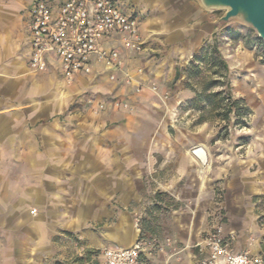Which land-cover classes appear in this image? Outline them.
I'll return each instance as SVG.
<instances>
[{"label": "crops", "instance_id": "1", "mask_svg": "<svg viewBox=\"0 0 264 264\" xmlns=\"http://www.w3.org/2000/svg\"><path fill=\"white\" fill-rule=\"evenodd\" d=\"M36 2L0 3V264H91L104 248L132 247L158 191L183 207L164 218L171 240L152 264H200L211 235L208 181L216 179L228 194L229 249L264 257L252 200L264 194V108L251 120L253 151L222 155L204 177H193L202 167L171 138L162 110L192 99L177 66L211 40L216 20L196 0H114L137 20L143 50L126 48L123 35L107 36L102 48L117 51L121 64L94 57L92 72L68 83L53 57L46 72L30 70Z\"/></svg>", "mask_w": 264, "mask_h": 264}, {"label": "rangeland", "instance_id": "2", "mask_svg": "<svg viewBox=\"0 0 264 264\" xmlns=\"http://www.w3.org/2000/svg\"><path fill=\"white\" fill-rule=\"evenodd\" d=\"M34 1L38 0H0V3L17 4L16 6L20 4V6L26 5L27 7ZM206 12L216 21L224 14V11ZM216 28L217 32L211 37V40L199 46L197 51L193 52L186 60L185 64L177 66V78L182 81L184 88L192 92V99L186 104L178 106V108H162L170 125L169 134L171 138L179 144L183 143L186 152L195 157L202 167L199 171L193 173V177L196 175L204 177V169L209 166L210 168L213 167V170H217L215 166L223 163L222 155L230 158L232 155L245 156L253 151L257 129L256 127L253 128L251 120L253 114H255L254 110L264 108V84L262 81V77H264V41L259 38L254 29L237 21L216 26ZM215 48L228 67L226 79H220V75L214 74L217 71V68L212 65L214 59L212 54ZM215 80L222 81L220 84L208 86L209 83L215 82ZM207 87L210 88L207 90ZM228 87L234 99L244 101L246 107L250 110V115L240 125H235L234 116L228 122L215 118L216 113L212 112L209 115L210 119L199 123L198 120L202 115L200 109L209 106L207 98L215 93L225 92ZM199 94L203 96L201 101L198 97ZM216 100L218 101V99ZM155 116L157 117L156 112ZM198 149H204L208 157L211 155L214 159V165L208 164L209 158L208 162L203 164L194 155V152ZM218 158L221 159L220 163L216 161ZM145 182L148 184L153 183L151 178H148ZM196 182L193 180V183ZM208 182L214 184V187H212L214 197L211 200L212 205L209 211L210 233L220 232L224 238L223 224L226 221L227 209L225 204L228 201V194L224 190L222 180L216 179ZM201 187H203V184L200 182L194 186L193 192L199 191ZM252 200L259 202L257 210H255L258 214L255 222L261 230H264V194L256 196ZM182 204L165 191H158L151 195L146 203L143 215L139 217L137 222L138 228L143 227L144 229L137 242L142 245L139 264H152L155 253L161 251L166 244L170 243L171 238L166 234L164 218L168 217V214L173 210H179L183 207ZM256 242L257 238L252 237L250 243L254 244ZM261 244L264 252V236L261 238ZM111 249L122 248H104L100 255L94 256L96 258L99 256V261H94L91 264H106V252ZM243 254L250 255L251 252L246 250ZM74 261L72 264H82Z\"/></svg>", "mask_w": 264, "mask_h": 264}, {"label": "built area", "instance_id": "3", "mask_svg": "<svg viewBox=\"0 0 264 264\" xmlns=\"http://www.w3.org/2000/svg\"><path fill=\"white\" fill-rule=\"evenodd\" d=\"M31 56L30 70L44 73L54 58L68 83L77 76L92 72V61L121 64L117 51L102 48L103 38L114 33L123 35V44L137 52L144 41L135 18L124 14L114 0H38L30 10L28 24ZM208 257L200 264H264L261 256L235 254L220 232L207 239ZM142 245L111 249L106 264H139Z\"/></svg>", "mask_w": 264, "mask_h": 264}, {"label": "water", "instance_id": "4", "mask_svg": "<svg viewBox=\"0 0 264 264\" xmlns=\"http://www.w3.org/2000/svg\"><path fill=\"white\" fill-rule=\"evenodd\" d=\"M197 2L205 11H224L216 21V26L237 21L254 29L264 41V0H197ZM199 150L201 149L197 151ZM196 152L194 155L202 161Z\"/></svg>", "mask_w": 264, "mask_h": 264}, {"label": "trees", "instance_id": "5", "mask_svg": "<svg viewBox=\"0 0 264 264\" xmlns=\"http://www.w3.org/2000/svg\"><path fill=\"white\" fill-rule=\"evenodd\" d=\"M51 1V0H50ZM217 53V54H215ZM218 51L215 48L212 56V65L214 68H217V71L214 72L215 75H220V79H226L228 74V67L224 62L223 58L218 55ZM217 55V56H216ZM222 80H215V82L209 83L208 86H213L220 84ZM207 87V90L210 88ZM196 96V95H195ZM199 100L203 99V96L199 94ZM218 99V101L216 100ZM208 105L206 108H201L202 115L198 120L199 123L205 122L210 119L209 115L212 112L216 113L215 118L221 119L223 121H231V117H235V125H240L245 118L250 115V110L246 107L243 100H236L233 98L230 88L225 92H218L209 96L207 98ZM226 129V128H225ZM144 229L141 227V235L143 234Z\"/></svg>", "mask_w": 264, "mask_h": 264}, {"label": "bare ground", "instance_id": "6", "mask_svg": "<svg viewBox=\"0 0 264 264\" xmlns=\"http://www.w3.org/2000/svg\"><path fill=\"white\" fill-rule=\"evenodd\" d=\"M196 154L200 157V159L202 160V163L206 164L208 162V155L204 149L197 151Z\"/></svg>", "mask_w": 264, "mask_h": 264}]
</instances>
